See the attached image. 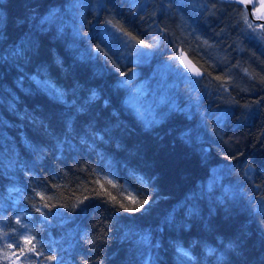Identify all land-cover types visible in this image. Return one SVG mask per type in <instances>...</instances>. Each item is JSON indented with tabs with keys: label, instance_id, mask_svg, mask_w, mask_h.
<instances>
[{
	"label": "trees",
	"instance_id": "obj_1",
	"mask_svg": "<svg viewBox=\"0 0 264 264\" xmlns=\"http://www.w3.org/2000/svg\"><path fill=\"white\" fill-rule=\"evenodd\" d=\"M245 16L223 0H0V264L24 237L43 245L31 264H264V32ZM125 79L180 114L146 130L120 109ZM193 207L202 222L182 232Z\"/></svg>",
	"mask_w": 264,
	"mask_h": 264
},
{
	"label": "snow or ice",
	"instance_id": "obj_2",
	"mask_svg": "<svg viewBox=\"0 0 264 264\" xmlns=\"http://www.w3.org/2000/svg\"><path fill=\"white\" fill-rule=\"evenodd\" d=\"M237 3L240 5L248 6L256 4V0H237ZM256 20L264 21V0H259V5L256 8ZM243 21L245 24H247L249 29H253V31L255 32L253 22L249 20L247 16L243 17ZM256 27H258L262 32H264V23H260ZM41 31H43V29H41ZM128 35L131 36V33H129ZM43 39L44 37H41V41H43ZM132 39H135V37H132ZM138 43H140L146 48L150 47L149 45H144L143 41H139ZM27 44L29 49H34L36 53H39L40 48L42 47V44L38 45L33 40H28ZM22 54L23 46H21L20 49L16 50L17 56H20ZM139 55L144 58H147L148 56L147 53H139ZM182 60L184 61V66L186 68H190L196 76L203 75V73L199 69L195 68L192 62L190 60H187L186 57H182ZM0 62L7 63V57L0 55ZM56 62L62 63V61H60L59 59H57ZM121 75L128 77L130 74L128 72H123L121 73ZM132 75L135 74L133 73ZM217 79H220V77H217ZM37 83H40V81H37ZM43 85L50 92L51 96L56 102L66 103V90H62L58 87H55L50 81H44ZM116 95L119 97L121 111L128 112L137 120L138 123L141 124L142 127H144L148 131L154 130L157 126L164 124L168 119L180 114L179 107L167 106L164 99H160L158 102H149L148 97L150 95V92L148 88L143 83L134 86L131 79L118 81ZM100 99L101 93L96 89H92L91 95L88 97L89 102H98L100 101ZM103 103L107 108L110 104V101L104 100ZM10 107L13 106L10 105ZM166 108L167 111L165 110ZM82 111H84L83 108L77 109L78 113ZM149 113L151 117L150 120L146 119ZM113 115L118 116L119 113H113ZM39 126L44 130L46 134L48 133L49 129L44 126L43 122H39ZM67 126L68 125H66V127ZM117 146L119 147V145ZM37 147L39 146H34L31 141L25 144L26 150H30L33 152H35ZM41 151L43 150L41 149ZM141 180L143 181V178H141ZM107 183L112 184V181L108 180ZM113 187H115V185H113ZM100 188L104 191L105 194L110 197L113 202H116V205L120 210H123L127 213H142L146 215L149 214L152 210L151 205L152 203H154L153 200L141 199L140 197L135 195H128L126 197L127 203H124L122 201H118L117 197L112 196L103 184L100 185ZM41 199H43V196H41ZM44 207H48V205L45 204ZM36 210L42 211L41 208H37ZM208 211L211 212L212 210L208 209ZM180 214L184 216L185 219L189 220L188 223H183L181 225L182 232L186 228L193 227L195 221L199 220L200 222H202V213L199 211V209L195 207L188 208L186 210L182 209ZM176 223L177 214L175 212H169L164 218V225L162 227H159L158 231L160 233L167 232L169 226L175 227ZM209 223L213 224L214 222L209 221ZM143 239L147 241L149 239L148 235H145ZM40 247H43V245H41ZM40 247L37 246L35 237H24L23 246H21L19 243L8 245V248L12 249L13 251L11 253L5 251L4 259L8 262V264H25V261H27L28 264H31V261L34 260L37 256H43V253L40 251ZM229 247H232V245H229ZM178 251L189 260L192 259V257L189 255V252L185 251L183 248H179ZM44 259L56 261L57 257L46 256L44 257ZM152 264H157V262L152 261Z\"/></svg>",
	"mask_w": 264,
	"mask_h": 264
},
{
	"label": "water",
	"instance_id": "obj_3",
	"mask_svg": "<svg viewBox=\"0 0 264 264\" xmlns=\"http://www.w3.org/2000/svg\"><path fill=\"white\" fill-rule=\"evenodd\" d=\"M223 1H226V2H235V3H237V0H223ZM256 3H257V0H256ZM245 9H246V11H247V13H248V16H249V18L254 22V23H264V21H257L256 20V15H255V12H256V4H254V5H248V6H245V5H242ZM256 7V8H255ZM254 8H255V12H254ZM182 57H186L185 55H182L181 56V59H182ZM187 58V57H186ZM187 60H189L188 58H187ZM192 62V61H191ZM182 63H183V65H184V61L182 60ZM192 64L195 66V68H197V69H199L193 62H192ZM188 69V71L192 74V75H195L194 74V72L190 69V68H187Z\"/></svg>",
	"mask_w": 264,
	"mask_h": 264
},
{
	"label": "rangeland",
	"instance_id": "obj_4",
	"mask_svg": "<svg viewBox=\"0 0 264 264\" xmlns=\"http://www.w3.org/2000/svg\"><path fill=\"white\" fill-rule=\"evenodd\" d=\"M258 5H259V0H257L256 7H258ZM256 7H255V8H256ZM255 8H254V12H255ZM255 15H256V12H255ZM136 49L138 50V52H137L138 55H139V53H143V51H142L143 49L140 50L139 47H137ZM209 49H210V48H209ZM139 56H140V55H139ZM147 58L149 59V56H148ZM147 58L144 59L143 61H146ZM143 61H142V62H143Z\"/></svg>",
	"mask_w": 264,
	"mask_h": 264
},
{
	"label": "bare ground",
	"instance_id": "obj_5",
	"mask_svg": "<svg viewBox=\"0 0 264 264\" xmlns=\"http://www.w3.org/2000/svg\"><path fill=\"white\" fill-rule=\"evenodd\" d=\"M122 70H123V69H122ZM120 73H121V72H120ZM139 230H141V229H139ZM142 230H143V229H142ZM142 230H141V231H142ZM143 231H145V230H143ZM137 232H138V231H137ZM146 232H147V230H146ZM148 232H149V231H148ZM148 234H149V233H148ZM148 234H147V235H148ZM139 235H140V233H139ZM145 235H146V234H145Z\"/></svg>",
	"mask_w": 264,
	"mask_h": 264
}]
</instances>
